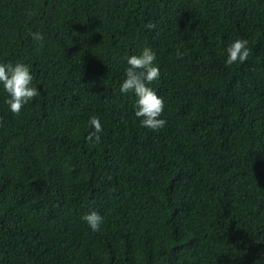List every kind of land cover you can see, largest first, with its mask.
Instances as JSON below:
<instances>
[{
  "label": "trees",
  "instance_id": "16d2710c",
  "mask_svg": "<svg viewBox=\"0 0 264 264\" xmlns=\"http://www.w3.org/2000/svg\"><path fill=\"white\" fill-rule=\"evenodd\" d=\"M144 46L156 130L119 91ZM17 59L40 93L13 114L0 92V264H264V0H0Z\"/></svg>",
  "mask_w": 264,
  "mask_h": 264
},
{
  "label": "clouds",
  "instance_id": "9594fccd",
  "mask_svg": "<svg viewBox=\"0 0 264 264\" xmlns=\"http://www.w3.org/2000/svg\"><path fill=\"white\" fill-rule=\"evenodd\" d=\"M151 27V25H149ZM33 40L42 41L43 34L37 31L29 33ZM224 64L231 65L243 63L249 55L248 40L237 36L225 47ZM182 56V52H177ZM127 67L124 69L123 79L119 82L121 94L131 92L134 96V116L139 118V124L147 129L156 130L164 127L166 121L161 115L164 109V99L152 86L154 80L160 77V67L156 62V52L150 46L142 47L139 52L127 54L125 57ZM0 92H3L4 103L13 114L20 113L22 106L27 105L40 90L33 83L31 65L24 60H0ZM92 129L89 139H99L101 131L100 119L90 117ZM104 217L96 209L82 213L81 220L91 231L100 228Z\"/></svg>",
  "mask_w": 264,
  "mask_h": 264
}]
</instances>
